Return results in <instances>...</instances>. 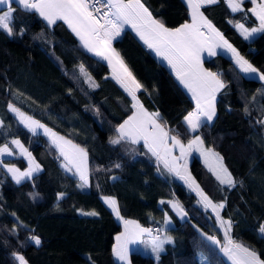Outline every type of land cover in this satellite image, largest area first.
<instances>
[{
  "label": "trees",
  "instance_id": "trees-1",
  "mask_svg": "<svg viewBox=\"0 0 264 264\" xmlns=\"http://www.w3.org/2000/svg\"><path fill=\"white\" fill-rule=\"evenodd\" d=\"M142 1L166 26H177L189 18L184 0ZM14 8V35L0 30V144L18 138L41 170L16 184L3 164L24 168L25 159L16 155L2 159L0 264H19L14 253L23 255L28 264H120L112 246L121 224L103 196L116 199L122 217L144 227L157 226L173 237L159 259L132 251V264H200L199 254L207 264H228L220 246L208 239L221 237V232L196 194L163 171L141 144L110 143L116 127L132 110V99L109 75L107 63L85 49L63 21L48 25L37 13ZM202 10L238 52L264 72V32L246 39L233 25L235 21L248 25L257 21L248 11V2L238 12H232L226 0L204 5ZM20 28L25 30L23 35L18 34ZM112 45L142 85L138 92L142 103L159 112L170 133L181 141L189 140L192 133L183 116L194 103L168 67L128 27ZM204 64L220 75L225 88L217 93L216 118L196 133L223 157L235 187L221 185L197 156L189 167L210 199L224 203L220 214L232 221V239L264 260V236L259 232L264 223V81L246 76L223 53L205 58ZM80 65L98 87L89 86ZM10 103L86 148L87 187L80 188V179L63 170L56 148L43 133L34 134L18 121L8 108ZM30 193H38L37 198ZM60 193L65 195L58 198ZM172 200L191 219L180 220L167 203ZM89 211L99 215L82 214ZM165 214L170 217L168 225ZM32 235L40 237L39 246L28 239Z\"/></svg>",
  "mask_w": 264,
  "mask_h": 264
},
{
  "label": "snow or ice",
  "instance_id": "snow-or-ice-1",
  "mask_svg": "<svg viewBox=\"0 0 264 264\" xmlns=\"http://www.w3.org/2000/svg\"><path fill=\"white\" fill-rule=\"evenodd\" d=\"M217 2L218 0H186L190 9L191 23H183L178 27L169 28L163 21L155 19L141 0H0V6H3L0 7V30H3L8 36L14 35L16 9L13 4L18 5L26 13H37L48 25H53L57 21L66 23L85 49L108 61L112 67L113 77L132 99L131 107L134 111L116 127V136L110 140V143L118 145L123 141H129L136 144L143 141L148 151L156 157L158 164L162 163L170 173H174L184 180L189 188L196 191L200 197L198 203L203 204L205 209L211 208L216 213L217 220L224 228L225 243L221 246L220 251L232 261V264H264V260L256 251L232 239L230 235L232 221H225L220 217L219 209L224 207V203H213L187 171V157L195 148L204 156L205 163L221 185H227L229 188L235 187L236 181L224 166L223 157L212 149H204V141L199 135L189 140L187 145L182 143L177 136H170L171 129H166L164 125L158 123L159 112L149 113L140 103L136 93L142 88V85L124 64L119 53L111 47V41L120 35L125 25H130L149 48L168 62L177 79L191 93L192 99L195 101V109L184 116L188 128L195 132L201 127L210 126L217 116V93L225 88V84L218 73L203 67L202 53L207 51L210 56H213L218 47L226 48L233 54L235 63L242 73L257 74L260 80H264V72H260L244 59L201 11L202 6ZM226 2L232 12L243 10L244 0H226ZM251 3L253 7L248 11L258 18L259 27L248 29L243 24H236L246 39L253 33L264 32V0H259V2L251 0ZM24 31L23 28H20L18 34L23 35ZM80 71L86 77V82L90 87H98L83 65H80ZM8 108L32 133L35 134L38 129L43 128L45 134L51 138L52 143L56 145L67 162L63 167L68 171H72V167H74L81 181L79 187L88 186V153L84 148L59 136L45 125L40 124L39 121L21 112L15 105L10 103ZM2 125L3 122L0 121V126ZM169 140L171 144H169ZM11 144L18 147L21 154L28 158V167L23 171L15 165H4L11 173L15 183L20 184L32 179L33 174L41 170V166L36 163L32 154L23 147L19 140L13 139ZM176 148H179V156L173 155V150ZM4 155H14L13 149L8 144L0 145V156ZM181 160L185 161L183 165L179 163ZM2 163L3 161L0 160V164ZM115 167L119 168L120 165L117 164ZM29 195L36 199L38 193ZM63 195L65 194H58V198ZM103 199L124 223V231L116 236V243L112 246L113 256L119 261H128L130 244L150 243L151 251L159 259L165 244L173 242V237L167 233L163 237L153 235V229L144 228L133 220H125L120 215V209L114 197H104ZM160 203L163 204L165 201H160ZM167 203L182 219L187 217V212L178 201H168ZM82 214L99 215L95 211ZM164 223L165 225L170 224V217L167 214H165ZM259 232L264 234V224L259 226ZM145 234L149 236V241L142 240ZM28 239L37 246L41 244V239L37 235H32ZM208 239L216 244L220 243L214 236L208 237ZM13 255L19 264H28V261L20 253Z\"/></svg>",
  "mask_w": 264,
  "mask_h": 264
},
{
  "label": "crops",
  "instance_id": "crops-1",
  "mask_svg": "<svg viewBox=\"0 0 264 264\" xmlns=\"http://www.w3.org/2000/svg\"><path fill=\"white\" fill-rule=\"evenodd\" d=\"M185 1V3H186V0H184ZM245 1H247L248 2V4H249V9L250 8H252L253 7V5H252V3H251V0H244V2ZM141 2L142 3H144L142 0H141ZM257 2H259V0H257ZM145 4V3H144ZM187 4V3H186ZM207 5V4H206ZM145 6H146V4H145ZM147 7V6H146ZM148 8V7H147ZM149 9V8H148ZM188 10H189V18L187 19V20H185L184 22H182V23H180L179 25H181V24H183V23H191V14H190V9L188 8ZM149 11H151L150 9H149ZM201 11L203 12V10H202V8H201ZM204 13V12H203ZM204 15H205V13H204ZM206 16V15H205ZM255 16V15H254ZM153 17H154V15H153ZM207 17V16H206ZM155 18V17H154ZM155 19H157V18H155ZM207 19L208 20H210L211 22H212V24L214 25V27L220 32V33H222L223 34V32L218 28V26L211 20V19H209L208 17H207ZM67 25V24H66ZM179 25H177V26H174V27H169V26H166V27H169V28H175V27H178ZM126 27H128V28H130L134 33H135V35L141 40V38L139 37V35L136 33V31L134 30V29H132L131 28V26L130 25H125L124 26V28H126ZM224 35V34H223ZM76 36V35H75ZM225 36V35H224ZM77 37V36H76ZM117 37V36H116ZM115 37V38H116ZM77 39L79 40V38L77 37ZM80 41V40H79ZM141 42L146 46V47H148L147 46V44H145L144 43V41L143 40H141ZM111 44H112V41H111ZM112 47V46H111ZM113 48V47H112ZM149 48V47H148ZM233 48H235L236 50H237V48L236 47H233ZM114 49V48H113ZM154 54H155V56L163 63V64H165L167 67H168V69L172 72V74L174 75V77L176 78V80L180 83V81L177 79V77H176V75H175V72L171 69V66L168 64V62L166 61V60H164L162 57H160V56H158L157 54H156V52L153 50V49H151V48H149ZM116 51V50H115ZM117 52V51H116ZM237 52H238V50H237ZM90 53H92V52H90ZM118 53V52H117ZM217 53H223V54H225V55H228V56H230V57H232V59H233V61H234V63H235V59H234V57H233V54L231 53V51H229V50H227L226 48H217L216 49V54ZM239 53V52H238ZM93 55H95L94 53H92ZM240 54V53H239ZM241 55V54H240ZM96 56V55H95ZM214 56V55H213ZM242 57H244L243 55H241ZM96 57H98V56H96ZM119 57H120V55H119ZM209 57H212V56H210L209 54H208V52L207 51H205L204 53H202V60H203V67L205 68V69H207V70H209V71H212V72H216L215 70H213V69H210L209 67H207L205 64H204V59L205 58H209ZM98 58H100V59H102L101 57H98ZM121 58V57H120ZM122 59V58H121ZM244 59H246L245 57H244ZM103 61H105L106 63H107V65H108V67H109V70H110V72H109V75L111 76V77H113V73H112V67L109 65V63H108V61L107 60H105V59H102ZM247 60V59H246ZM248 61V60H247ZM124 62V61H123ZM249 62V61H248ZM250 63V62H249ZM124 64L126 65V63L124 62ZM236 64V63H235ZM127 66V65H126ZM127 68H128V66H127ZM129 69V68H128ZM130 70V69H129ZM132 73V72H131ZM217 73V72H216ZM133 75V74H132ZM134 76V75H133ZM258 77V76H257ZM114 78V77H113ZM136 79V78H135ZM221 79V78H220ZM137 80V79H136ZM222 80V79H221ZM181 84V83H180ZM181 86L185 89V91L188 93V95L191 97V99H192V95H191V93L187 90V88H185L184 87V85L183 84H181ZM141 89H139V90H137V93H136V95H137V98L139 99V101H140V103L144 106V108L149 112V113H153V112H157V111H154V110H151V109H149V108H147L143 103H142V101H141V99L138 97V92L140 91ZM193 100V99H192ZM193 103H194V106H193V108L190 110V111H193L194 109H195V101L193 100ZM134 111V109H132L131 110V112L119 123V124H121V123H123V121L124 120H126L127 118H128V116H130L131 114H132V112ZM190 111H188V112H190ZM188 112L184 115V116H186L187 114H188ZM184 116H183V122L185 123V125L187 126V124H186V122L184 121ZM158 123H160V124H162V125H164L165 126V124L163 123V121L161 120V119H159L158 120ZM118 124V125H119ZM166 127V126H165ZM187 128H188V126H187ZM166 129H167V127H166ZM189 129V128H188ZM190 130V129H189ZM191 131V130H190ZM197 130L195 131V132H192L191 131V133H192V136H191V138L189 139V140H191V139H193L196 135H198L197 133ZM171 134V133H170ZM171 136V135H170ZM48 138V137H47ZM13 139H17V140H19L18 138H13ZM12 139V140H13ZM11 140V141H12ZM48 140H49V142L56 148V151H57V154H58V156H60V159H61V167L63 168V170L65 171V172H67V173H71V174H73L74 176H76L78 179H79V175L76 173V171H75V168L74 167H72V171H68L65 167H63V165L65 164V163H67L64 159H63V156L61 155V153H60V151H59V149L56 147V145H54L52 142H51V140L48 138ZM71 140V139H70ZM189 140H187V141H181L182 143H184L185 145H187V142L189 141ZM20 141V143L23 145V147L25 148V149H27L28 150V148H27V146H25L22 142H21V140H19ZM72 142H74V144H77V143H75V141H73L72 140ZM136 144H141L143 147H144V152L146 153V154H149L150 156H152V157H154L155 159H156V157L155 156H153L152 155V153L151 152H149L148 151V149L144 146V144H143V141H140L139 143H136ZM169 144H171V141L169 140ZM10 145L11 146H13L14 148H15V152L18 154V155H16V156H20V157H23V156H25V155H20L21 154V150L18 148V147H16L15 145H13V144H11L10 143ZM77 145H79V144H77ZM80 146V145H79ZM207 148H209V147H206V148H204V149H207ZM28 152H30L29 150H28ZM173 155H175V156H179L180 155V151H179V148H176V149H174L173 150ZM189 156H197L204 164H205V166L209 169V167H208V165L205 163V160L203 159V157H200L199 155H197V154H195V151L193 152H191L189 155H188V157H187V162H189ZM26 157V156H25ZM33 157V156H32ZM10 158V157H9ZM24 158V157H23ZM26 161V160H25ZM36 161V160H35ZM181 161H183V162H185L184 160H181ZM181 161H179V163L181 162ZM186 162V163H187ZM36 163H37V161H36ZM160 164V166H161V169L163 170V171H165V172H168V173H170L167 169H165L164 168V166H163V164L162 163H159ZM210 170V169H209ZM175 178H176V175L174 174V173H171ZM171 206V205H170ZM171 209H172V207H171ZM111 212L113 213V215H114V217L116 218V220L121 224V230L119 231V233H117L115 236H117L118 234H120L121 232H123L124 231V223H123V220H121V219H119L116 215H115V213L111 210ZM174 212V211H173ZM121 215V214H120ZM124 218V217H123ZM125 220H133V219H128V218H124ZM185 219H191V216L190 215H187V217H185ZM184 219V220H185ZM133 221H135V220H133ZM183 221V220H182ZM137 222V221H136ZM138 223V222H137ZM139 224V223H138ZM140 225V224H139ZM142 226V225H141ZM148 228V227H147ZM159 233H161V232H159ZM159 233H157V234H159ZM153 235H156L155 233H152ZM114 236V237H115ZM215 237V236H214ZM147 238H149V236H147L146 234H145V236L142 238V240L144 241V240H146ZM216 239L220 242L218 245L220 246V248H221V246L223 245V243H225L224 242V240H223V236L221 235V237H216ZM114 242H115V240H114ZM139 243V242H138ZM114 245V244H113ZM166 245V244H165ZM134 245H131V247H129V250H131L132 249V247H133ZM165 247V246H164ZM222 253V252H221ZM222 255H223V257L225 256L224 255V253H222ZM114 257V256H113ZM224 259L226 260V262L228 263V264H230L231 262L226 258V257H224ZM230 262V263H229Z\"/></svg>",
  "mask_w": 264,
  "mask_h": 264
},
{
  "label": "rangeland",
  "instance_id": "rangeland-1",
  "mask_svg": "<svg viewBox=\"0 0 264 264\" xmlns=\"http://www.w3.org/2000/svg\"><path fill=\"white\" fill-rule=\"evenodd\" d=\"M6 10V9H5ZM256 17V16H255ZM256 20L257 21H255V23H253L252 25H248V24H245L244 22H242V21H235V22H233V25L236 27V24L237 23H240V24H243L244 26H245V28H248V29H252V28H258L259 27V20H258V18L256 17ZM236 29L239 31V33L242 35V33H241V30L240 29H238L237 27H236ZM258 32H256V33H253L250 37H248L247 39H250V38H252L254 35H256ZM243 37H244V35H242ZM223 37H224V39L225 40H227L228 41V43L229 44H231L232 45V47H235L234 45H233V43L226 37V36H224L223 35ZM245 38V37H244ZM111 46L113 47V45L111 44ZM114 48V47H113ZM115 49V48H114ZM245 74V73H244ZM246 76H251V77H257L258 75L257 74H245ZM257 78H259V77H257ZM264 81V80H263ZM11 104H13V103H11ZM13 105H15V104H13ZM17 108H19L20 109V111L21 112H24L27 116H31L34 120H37V121H39L40 122V124H43V125H45L47 128H49V129H51L53 132H55V133H57L59 136H62V137H64L65 139H67V140H70V138H68V137H66V136H64V135H62V134H60L59 132H57V131H55L52 127H50L49 125H47L46 123H44V122H42V121H40V120H38L37 118H35L33 115H31L30 113H28V112H26L25 110H23V109H21L19 106H17V105H15ZM12 112V111H11ZM13 113V112H12ZM16 117H17V119H18V121L20 122V119H19V117L15 114V113H13ZM22 124V123H21ZM27 128V127H26ZM29 130V129H28ZM37 132H41V133H43L46 137H48L50 140H51V138L48 136V135H46L45 134V132H44V129L43 128H40V129H38L37 130ZM171 136H175V135H173L172 133L170 134ZM199 135V134H198ZM200 136V135H199ZM202 138V137H201ZM72 141V140H71ZM51 142H52V140H51ZM74 143V142H73ZM76 143V142H75ZM0 145H3V144H0ZM9 145V147L10 148H12L13 149V152H14V155H11V156H8V155H4V156H0V160H2V159H4V158H9V157H13V156H15V155H18L16 152H15V148L13 147V146H11L10 144H8ZM80 147L81 148H84L85 150H86V148L85 147H83L82 145H80ZM203 147L204 148H206V147H208L205 143L203 144ZM207 149H212V148H207ZM193 152L195 151V154H197V155H199L200 157H203V159L205 160V158H204V156H202L201 154H200V152L199 151H197L195 148L192 150ZM215 152V151H214ZM21 156H22V154H20ZM24 157V159L26 160V166L24 167V168H20V167H18L17 165H15V164H10V163H4L3 165H5V164H7V165H15L17 168H19L20 170H24V169H26L27 167H28V158H27V156L25 157V156H23ZM193 157V156H192ZM192 157L191 156H189V162H187V171H188V173H190L191 174V176L194 178V176H193V174L191 173V170H190V167H189V165H190V161H191V159H192ZM182 165L185 163V162H183V161H181L180 162ZM223 164H224V166L228 169V167L225 165V163L223 162ZM5 168V167H4ZM5 170L7 171V168H5ZM228 171H229V169H228ZM230 172V171H229ZM7 173L11 176V173H9L8 171H7ZM35 174V173H34ZM33 174V175H34ZM12 177V176H11ZM176 179L180 182V183H182L183 185H185L188 189H190L189 188V186H188V184H186L185 182H184V180H182V179H180V177H178V176H176ZM194 180H195V182H196V184H198L199 185V183L196 181V179L194 178ZM200 186V185H199ZM200 188L203 190V188L200 186ZM191 191H193L195 194H196V196H197V198H198V201L200 200V197L197 195V193H196V191H194L193 189H190ZM204 191V190H203ZM204 193L205 194H207L205 191H204ZM208 195V194H207ZM104 197H111V196H103L102 197V200L104 201ZM209 197V196H208ZM210 198V197H209ZM172 201H176V200H172ZM213 201V200H212ZM104 203H105V201H104ZM213 203H216V204H219V203H221V202H214L213 201ZM202 207H204L203 206V204H201V203H199ZM105 205L110 209V210H112L111 209V207L108 205V204H106L105 203ZM173 210V209H172ZM208 210L214 215V217H215V219H216V223H217V226H218V228H219V230H220V232H221V235L223 236V240H224V242H225V239H224V228H222L221 227V224H220V221H218L217 220V218H216V213L215 212H213L212 210H211V208H208ZM174 211V210H173ZM219 212H221V209H219ZM174 213L176 214V216L180 219V220H184L185 218H181L175 211H174ZM116 215V214H115ZM220 217L223 219V220H225V221H227L228 219H226V218H224V217H222L221 216V214H220ZM197 226H198V228H201L200 227V225L197 223V222H194ZM264 224V223H263ZM141 226V225H140ZM142 227H144V226H142ZM144 228H147V227H144ZM151 228V227H150ZM202 229V228H201ZM119 233V232H118ZM166 232H161V233H159V234H156V235H160L161 237H163V235L165 234ZM117 234V233H116ZM115 234V235H116ZM147 235V234H146ZM263 236H264V234H262ZM148 236V235H147ZM115 238H116V236L114 237V240H115ZM150 240V238H147L146 240H144V241H149ZM116 243V240H115V242H113V244H115ZM224 244V243H223ZM240 244H242V243H240ZM131 245H134L133 247H132V249L131 250H129V253H128V261H119L117 258H115V260L117 261V262H119L120 264H132L131 263V259H130V253L132 252V251H139L140 253H142V254H148V255H151V256H153L155 259H157L156 258V255H155V253H153L152 251H151V244L150 243H145V242H137V243H133V244H130L129 245V247H131ZM244 245V244H243ZM244 246H246V245H244ZM247 247V246H246ZM223 253V252H222ZM113 254V253H112ZM225 255V254H224ZM199 261H200V264H207V261H206V259L201 255V254H199ZM224 257H226L227 259H228V257L227 256H224ZM229 260V259H228ZM230 262V264H232V261L231 260H229Z\"/></svg>",
  "mask_w": 264,
  "mask_h": 264
},
{
  "label": "built area",
  "instance_id": "built-area-1",
  "mask_svg": "<svg viewBox=\"0 0 264 264\" xmlns=\"http://www.w3.org/2000/svg\"><path fill=\"white\" fill-rule=\"evenodd\" d=\"M151 229H153V233L157 234L160 232V229L157 226L151 227ZM159 230V231H157Z\"/></svg>",
  "mask_w": 264,
  "mask_h": 264
},
{
  "label": "water",
  "instance_id": "water-1",
  "mask_svg": "<svg viewBox=\"0 0 264 264\" xmlns=\"http://www.w3.org/2000/svg\"><path fill=\"white\" fill-rule=\"evenodd\" d=\"M13 6L19 8V9H21V8H20L18 5H16V4H13ZM0 7H3V6H0Z\"/></svg>",
  "mask_w": 264,
  "mask_h": 264
}]
</instances>
